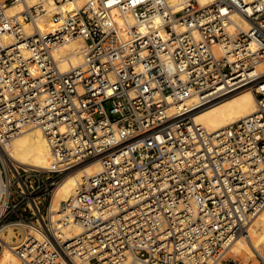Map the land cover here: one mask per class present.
I'll return each instance as SVG.
<instances>
[{
  "label": "built area",
  "instance_id": "1",
  "mask_svg": "<svg viewBox=\"0 0 264 264\" xmlns=\"http://www.w3.org/2000/svg\"><path fill=\"white\" fill-rule=\"evenodd\" d=\"M63 1L0 0V151L36 126L52 156L47 169L0 156V231L12 229L20 264H264L251 240L264 206V0H81L72 13ZM73 38L82 60L62 70L54 50ZM246 87L250 115L215 131L194 121L202 102ZM93 160L99 171L53 220L60 181ZM74 224L81 233L64 231Z\"/></svg>",
  "mask_w": 264,
  "mask_h": 264
},
{
  "label": "bare ground",
  "instance_id": "2",
  "mask_svg": "<svg viewBox=\"0 0 264 264\" xmlns=\"http://www.w3.org/2000/svg\"><path fill=\"white\" fill-rule=\"evenodd\" d=\"M38 0H26L29 4H33ZM45 6L51 3L52 0H43ZM201 4L211 2L213 0H198ZM170 3H177V10L181 8L179 0H170ZM81 4V0H77L75 3L69 0L63 1L60 4L61 11L63 13H72ZM22 8V3L17 2L7 7L6 12L8 15H12L18 12ZM118 20L119 15H115ZM234 20L241 26L245 27V22L233 15ZM49 17L43 15L37 20V24L41 29H46L49 25ZM130 23L133 20L129 18ZM155 19L150 18L146 21L137 23V27L140 30L146 29L149 25H154ZM26 32L29 34L32 30H35V26L29 22L23 23ZM84 42L80 38L70 39L63 44L56 47L54 55L60 60L61 69L64 70L68 66L78 65L83 57ZM264 64H259L257 69L260 70ZM198 98L196 95L184 100V103L188 104L196 101ZM256 109V100L253 92L250 88H242L231 94L223 96L213 101H204L200 104L199 109L194 113V121L206 128L209 131H215L222 127L236 122L237 120L246 117L253 113ZM172 110V109H170ZM2 158H9L11 161L20 164L27 168L34 166L38 169H47L51 162V152L47 139L44 133L36 126H28L15 134L11 140L9 146L0 151ZM100 165L97 160L90 161L84 166L77 168L69 172L59 183L54 195L49 203V211L53 220L59 218L57 211H60L61 205L66 202L69 197L75 192L79 182L84 176H89L99 171ZM2 192L1 174H0V195ZM7 231L2 233L0 231V237L5 241L2 243L0 249V264H20L19 258L10 250L6 244L12 243L13 231L10 227L6 228ZM64 231H70L71 235H76L82 232L79 225L74 224L67 227ZM69 234V235H70ZM251 240L253 246L261 252H264V206L260 210L259 215L254 220L251 227ZM261 246L262 249L258 248ZM232 252L236 256H241L244 261L245 258L251 255L249 245H247L240 238L236 239L232 246Z\"/></svg>",
  "mask_w": 264,
  "mask_h": 264
},
{
  "label": "rangeland",
  "instance_id": "3",
  "mask_svg": "<svg viewBox=\"0 0 264 264\" xmlns=\"http://www.w3.org/2000/svg\"><path fill=\"white\" fill-rule=\"evenodd\" d=\"M109 107H110V105L107 104V105H106V109H108ZM32 167H34V166H32ZM257 247H258V246H257ZM258 248L262 249L261 246H259Z\"/></svg>",
  "mask_w": 264,
  "mask_h": 264
}]
</instances>
